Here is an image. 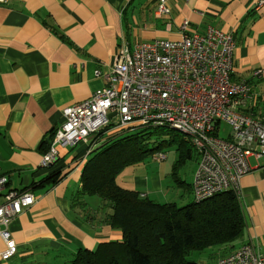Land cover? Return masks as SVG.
<instances>
[{"label": "crops", "instance_id": "0c3cea01", "mask_svg": "<svg viewBox=\"0 0 264 264\" xmlns=\"http://www.w3.org/2000/svg\"><path fill=\"white\" fill-rule=\"evenodd\" d=\"M263 0H167L169 16L155 15L159 0H4L0 3V172L9 191L28 192L35 203L9 224L18 253L0 264H68L79 249L120 241L121 232L104 221L100 202L73 203L91 154L105 144L60 148L50 167L41 165L46 143L64 121L63 112L102 89L123 43L134 47L155 39L178 40L213 27L235 36L233 82L252 91L249 113L264 118ZM97 73L100 75L97 76ZM240 201L246 229L224 256L250 242L264 243V159H249ZM68 173L55 184L48 179ZM131 189L154 202L166 198L159 175L136 177ZM229 245V246H231ZM227 252V253H226ZM222 258V257H221Z\"/></svg>", "mask_w": 264, "mask_h": 264}, {"label": "built area", "instance_id": "2783aa9c", "mask_svg": "<svg viewBox=\"0 0 264 264\" xmlns=\"http://www.w3.org/2000/svg\"><path fill=\"white\" fill-rule=\"evenodd\" d=\"M263 5L264 0L257 8ZM170 14L167 0H159L155 15ZM188 29L184 22L178 40L155 39L134 47L123 43L106 85L64 110L65 121L55 129L41 165L55 164L61 147L80 143L92 147L91 137L104 132L165 128L188 137L198 155L193 181L196 203L229 190L240 196L241 180L251 172L249 159H264V118L249 113L253 100L249 84L232 81L234 34L213 27L204 34ZM155 158L167 159L164 154ZM8 182L0 172V195ZM4 199L0 263L18 253L8 230L10 222L35 203L28 192L9 191ZM217 264H264V243L245 244Z\"/></svg>", "mask_w": 264, "mask_h": 264}, {"label": "trees", "instance_id": "16d2710c", "mask_svg": "<svg viewBox=\"0 0 264 264\" xmlns=\"http://www.w3.org/2000/svg\"><path fill=\"white\" fill-rule=\"evenodd\" d=\"M53 134L42 146L49 149ZM116 136L104 135L105 144L91 154L73 203L84 209L90 207L83 201L86 198L100 202V209L106 213L105 223L120 231L122 239L100 243L93 251L79 249L68 264H197L189 260L193 253L231 245L242 238L245 219L240 197L232 190L180 207L177 203H156L138 190L118 185L116 175L125 165L141 160L145 154L155 155L160 145L145 150V129ZM179 143L185 148L181 158H191L190 141ZM67 175L57 173L47 182L55 184Z\"/></svg>", "mask_w": 264, "mask_h": 264}, {"label": "rangeland", "instance_id": "374dc122", "mask_svg": "<svg viewBox=\"0 0 264 264\" xmlns=\"http://www.w3.org/2000/svg\"><path fill=\"white\" fill-rule=\"evenodd\" d=\"M225 129H228V126ZM145 133L148 135L145 150L159 145L160 149L155 152V155L145 154L141 160L125 165L116 175L118 185L131 189L136 177H149L150 179L152 175L157 174L161 178L164 192L169 194L168 200L161 199L157 203H177L180 207L192 203L194 201L193 181L199 158L192 148L191 158L183 160L181 153L185 152V148L179 143V141H190V139L180 133L169 132L167 129H145ZM222 137L225 136L222 135ZM158 154H164L167 159L165 161L156 160L155 157ZM180 182L185 183L187 188L184 189ZM233 244L235 246L236 242ZM227 246L230 248L233 245L209 249L201 254L193 253L189 260L197 264H217L221 257H225L224 248Z\"/></svg>", "mask_w": 264, "mask_h": 264}]
</instances>
